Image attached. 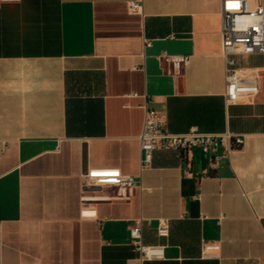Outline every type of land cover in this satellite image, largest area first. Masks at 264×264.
<instances>
[{
    "label": "crops",
    "instance_id": "obj_1",
    "mask_svg": "<svg viewBox=\"0 0 264 264\" xmlns=\"http://www.w3.org/2000/svg\"><path fill=\"white\" fill-rule=\"evenodd\" d=\"M224 0H22L0 6V222L3 264H129L130 226L164 247L144 264H264V55H235L260 93L227 105ZM142 10L132 13L129 4ZM249 10L264 0H245ZM187 56L180 76L163 56ZM174 134L229 131L243 147L214 169L157 150L141 170L144 106ZM220 153H223L222 151ZM119 170L129 202H94L81 175ZM113 193L98 188L88 196ZM170 235L160 238V220ZM218 244L204 258V244Z\"/></svg>",
    "mask_w": 264,
    "mask_h": 264
},
{
    "label": "built area",
    "instance_id": "obj_2",
    "mask_svg": "<svg viewBox=\"0 0 264 264\" xmlns=\"http://www.w3.org/2000/svg\"><path fill=\"white\" fill-rule=\"evenodd\" d=\"M22 0H0L3 4H18ZM132 13H139L142 5L139 2L129 4ZM222 54L226 59V93L227 105L237 104L245 96H257L260 93L258 75H248L236 67L235 55H264V7L249 10L245 0H224L222 8ZM162 61L169 67L170 74L180 76L189 66L187 56H163ZM145 117L142 133L139 137L141 147V170L150 167L157 150L174 151L182 164L186 163L190 152H198L209 157L214 169L229 161L235 150L243 147L244 138L229 131L223 133H202L191 128L182 134L171 133L167 129L165 114L144 106ZM223 153H220V152ZM81 220H97V210L91 205L98 201L129 202L140 186L131 176L123 175L119 170H88L81 175ZM98 188L112 190L113 193L102 196H88V192ZM145 220L133 222L130 226V243L138 253V259L129 264H144L146 261L161 260L164 247L148 246L143 240ZM160 238L170 235L169 220H160L157 228ZM220 246L206 243L202 256H217ZM0 264H3V228L0 222Z\"/></svg>",
    "mask_w": 264,
    "mask_h": 264
}]
</instances>
